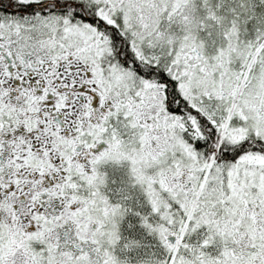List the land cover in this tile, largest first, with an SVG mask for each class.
Segmentation results:
<instances>
[{
    "label": "snow or ice",
    "instance_id": "6c2138e0",
    "mask_svg": "<svg viewBox=\"0 0 264 264\" xmlns=\"http://www.w3.org/2000/svg\"><path fill=\"white\" fill-rule=\"evenodd\" d=\"M0 264H264V0H0Z\"/></svg>",
    "mask_w": 264,
    "mask_h": 264
}]
</instances>
